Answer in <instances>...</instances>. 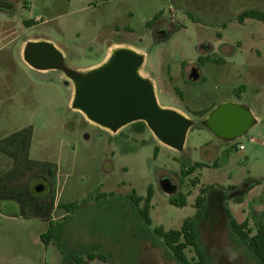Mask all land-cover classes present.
<instances>
[{
	"label": "rangeland",
	"instance_id": "1",
	"mask_svg": "<svg viewBox=\"0 0 264 264\" xmlns=\"http://www.w3.org/2000/svg\"><path fill=\"white\" fill-rule=\"evenodd\" d=\"M2 1L13 8L0 11V143L28 128L32 137L27 159L0 151V190L26 187L41 208L26 207L23 218L15 200L0 201V264H178L156 230L180 231L186 220L206 264H261L228 215L248 221L250 236L264 226V23L237 21L247 9L264 13V0L231 13L235 0H218L225 12L209 15L186 9L210 0ZM34 38L58 44L63 51L49 42L77 72L102 65L113 45L141 51L140 73L159 105L193 123L184 149L164 146L147 127L113 134L89 123L72 109L74 87L62 72L24 62L19 45ZM222 104L244 106L255 126L235 141L218 139L204 122ZM43 163L55 166L53 184ZM196 164L205 167L183 176ZM182 197L184 206L171 204ZM185 254L196 258L192 248Z\"/></svg>",
	"mask_w": 264,
	"mask_h": 264
},
{
	"label": "water",
	"instance_id": "2",
	"mask_svg": "<svg viewBox=\"0 0 264 264\" xmlns=\"http://www.w3.org/2000/svg\"><path fill=\"white\" fill-rule=\"evenodd\" d=\"M13 6L0 0V11ZM161 35L166 34L162 31ZM23 60L36 71H59L73 84L72 109L99 128L117 134L135 123H144L164 146L184 149L192 121L180 112L159 105L150 79L141 75L145 55L130 48H115L100 66L77 72L65 65L63 54L49 42H28ZM194 78L198 76L193 72ZM253 114L238 104H222L214 109L204 126L222 141L245 136L256 124ZM42 186L36 188L37 192Z\"/></svg>",
	"mask_w": 264,
	"mask_h": 264
},
{
	"label": "trees",
	"instance_id": "3",
	"mask_svg": "<svg viewBox=\"0 0 264 264\" xmlns=\"http://www.w3.org/2000/svg\"><path fill=\"white\" fill-rule=\"evenodd\" d=\"M257 20L264 23V13H261L259 11L255 10H246L239 14L238 16V23L244 24L246 20ZM156 20V18H155ZM152 23V22H151ZM149 23L148 26L151 24ZM197 113L196 115H198ZM136 128V131L138 133L143 132V130L146 128V125L144 123H135L133 124ZM32 137V128H28L23 130L22 132L13 135L11 138L6 139L5 141L0 143V151L6 153L7 155L13 157L14 159L19 160L20 157H24L27 159L29 149H30V142ZM31 164L40 165L39 162H29ZM43 166L50 167L51 169L48 170V175L52 179V184L55 180V166L48 163L41 164ZM205 165L203 164H196L194 167L189 169L188 171H183V176L190 175L193 171L197 169L204 168ZM7 177V176H6ZM5 181L4 178H0V184ZM2 191L0 190V201L3 200H15L21 208V217L28 218L25 214L26 207L27 208H33L34 210H40L41 206L34 205L32 201V197L28 191V188H24L23 190H20L19 192L13 193L9 196H2ZM18 195V198H15V195ZM151 194L149 193L147 201H150ZM133 200L136 204H138L139 199H136L135 196H133ZM203 202V199L200 198L197 202L198 209L200 208L201 204ZM171 204L177 205V206H184L185 205V198L182 197L180 203L177 202V200H172ZM68 208V207H67ZM69 208H73V205L69 206ZM69 210V209H68ZM39 212L30 215L31 217H38ZM142 215L146 221L148 220V215L146 211L142 212ZM229 221L232 230L234 233L246 244L247 248L254 254V256L257 258V260L264 264V226H259L257 228L256 234L254 236H250L251 230L249 229L248 221L238 224L235 220L231 218V215L229 214ZM200 217V211H198L197 218ZM45 218V217H44ZM195 224L193 220H186L183 224V227L180 231H169L165 232L162 229H157L156 234L157 236L163 240L165 246L172 252L174 259L177 261L178 264H206V256L204 254V251L200 247L197 241L196 233H195ZM52 226L50 225L49 231L46 234L47 237L51 235ZM44 238V236H43ZM188 248H192L195 254V259L192 261H189L185 251ZM100 259L103 260L101 257L97 256H90L88 257V260H95ZM75 264H87L86 261L81 259H74Z\"/></svg>",
	"mask_w": 264,
	"mask_h": 264
},
{
	"label": "crops",
	"instance_id": "4",
	"mask_svg": "<svg viewBox=\"0 0 264 264\" xmlns=\"http://www.w3.org/2000/svg\"><path fill=\"white\" fill-rule=\"evenodd\" d=\"M180 1V0H179ZM217 1L218 0H210V2H209V4L206 6V5H204V9H206V10H215V11H218V10H220L221 12H225L224 11V9H222V6L220 5V4H217ZM247 1L248 0H241V2L239 3V0H235V2H236V5H235V7H230V13H231V11L233 10V9H235V8H237V11L240 9L239 7H242V6H244L246 3H247ZM222 4H224L223 2H221ZM198 8H199V6H197ZM247 10H251V9H247ZM236 11V12H237ZM235 14H237V13H235ZM0 20H7V17L6 16H2V15H0ZM25 24V23H24ZM26 25H29V23H26ZM13 41V40H12ZM14 41H16V40H14ZM41 41H44V42H52V43H54L53 41H51V40H48V39H41V38H34V39H30L28 42H41ZM27 43L26 42H22L20 45H19V51L22 53V56H23V50H24V48H25V45H26ZM54 45L58 48V49H60V50H62L63 51V49L58 45V44H56V43H54ZM122 47H124V48H130V49H133L132 47H128V46H125V45H113L111 48H113V49H115V48H122ZM112 49V50H113ZM135 51L136 52H138V53H142L141 51H139V50H137V49H135ZM109 56H110V52H109V50H108V53H107V55H106V57L104 58V60L101 62V64L103 63V62H105L108 58H109ZM50 71H54V70H50ZM37 72H40V73H45V72H48V71H37ZM191 77L192 78H194V75H193V73H191ZM70 101H71V98H70Z\"/></svg>",
	"mask_w": 264,
	"mask_h": 264
},
{
	"label": "flooded vegetation",
	"instance_id": "5",
	"mask_svg": "<svg viewBox=\"0 0 264 264\" xmlns=\"http://www.w3.org/2000/svg\"><path fill=\"white\" fill-rule=\"evenodd\" d=\"M186 11L187 12H190V11H193V12H201V13H204V15H209L210 14V12L211 11H209V10H206V9H204V10H200L197 6H192V7H189L188 9H186ZM214 14H216V15H219V16H222V18H225V16H226V14H224V13H221V12H217V13H214ZM14 159V158H13ZM14 160H16V159H14Z\"/></svg>",
	"mask_w": 264,
	"mask_h": 264
},
{
	"label": "built area",
	"instance_id": "6",
	"mask_svg": "<svg viewBox=\"0 0 264 264\" xmlns=\"http://www.w3.org/2000/svg\"><path fill=\"white\" fill-rule=\"evenodd\" d=\"M174 16V14L172 15V17ZM241 149H243V147H241Z\"/></svg>",
	"mask_w": 264,
	"mask_h": 264
}]
</instances>
